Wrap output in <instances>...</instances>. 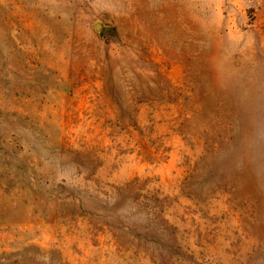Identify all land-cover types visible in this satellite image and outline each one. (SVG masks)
I'll use <instances>...</instances> for the list:
<instances>
[{
  "label": "rangeland",
  "instance_id": "rangeland-1",
  "mask_svg": "<svg viewBox=\"0 0 264 264\" xmlns=\"http://www.w3.org/2000/svg\"><path fill=\"white\" fill-rule=\"evenodd\" d=\"M0 264H264V0H0Z\"/></svg>",
  "mask_w": 264,
  "mask_h": 264
}]
</instances>
